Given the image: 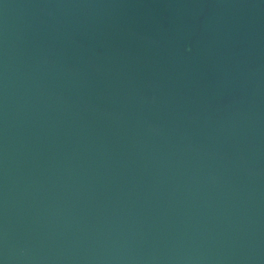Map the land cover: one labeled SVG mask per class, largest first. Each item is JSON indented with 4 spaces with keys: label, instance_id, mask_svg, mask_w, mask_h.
Listing matches in <instances>:
<instances>
[{
    "label": "water",
    "instance_id": "1",
    "mask_svg": "<svg viewBox=\"0 0 264 264\" xmlns=\"http://www.w3.org/2000/svg\"><path fill=\"white\" fill-rule=\"evenodd\" d=\"M0 264H264V0H0Z\"/></svg>",
    "mask_w": 264,
    "mask_h": 264
}]
</instances>
